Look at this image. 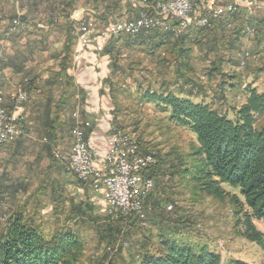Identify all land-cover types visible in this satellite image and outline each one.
Wrapping results in <instances>:
<instances>
[{"label":"rangeland","instance_id":"1","mask_svg":"<svg viewBox=\"0 0 264 264\" xmlns=\"http://www.w3.org/2000/svg\"><path fill=\"white\" fill-rule=\"evenodd\" d=\"M131 1L140 0H120V10H115L113 0H0L1 89L5 91L3 75L6 80H15L17 84L11 85L14 90V105L18 89L25 90V84L36 79V91L32 94L28 92L31 96L28 103L31 102L33 114V119L28 123L29 128L25 130L24 120L20 126L22 136L10 144L0 146V232L4 223L15 212L24 209L25 214L33 215L39 211L37 217L43 218L46 234H50L57 227L70 226L84 240L85 250L80 264H109L108 261L117 259V249L111 250L105 243H99L95 229H103L104 225L110 223L109 215L115 221L122 214L117 211L111 213L101 194L94 192L92 186L78 181L54 157L55 152L61 155L70 154L75 141V125L76 130L83 131L81 127L84 128L88 140L87 132L95 127L91 120H83L81 117L84 105L82 91L73 79L74 86L70 87L65 74L60 72L68 36V27L65 24L68 23L73 31L72 74L74 64L79 59L74 58L78 54V46L75 36L77 24L73 19L76 18L75 15L86 18L88 16L94 22L91 29L92 43L83 50L92 47L97 51L96 46L101 42L104 48L100 53L109 57L105 50L111 47L113 61L110 58L109 61L112 64L118 62V66L110 70V79L105 82L109 92L111 85L114 89L109 94L114 107L111 113V135L114 130L133 135L141 141L142 152L157 155L159 159V163L156 161V165L147 170L148 175L154 178L153 187L143 205L142 213L144 215L146 211V219L143 223L136 222L132 243H143L149 235L157 241L156 238L163 235L160 230L178 228L184 243L205 245L210 252L220 256L221 264H264L261 250L243 236V213H248L247 208L236 218L228 203H219L207 196L194 197L191 188L180 185L178 179L171 176V160L176 158V153L187 154L194 138L190 133L169 123L167 115L159 113L155 106L141 102L138 92L144 91L149 83L155 87L163 83L174 86V92L179 93L180 89L182 94L187 95L190 94V86L184 83L191 82L197 87L194 88L195 97L232 118L233 107H239L245 101L244 91L248 87L259 93L264 91V72L259 73L264 69V43L258 46L251 28L248 29L249 35L239 42L233 41L232 44H227L222 35H218V39L213 42L215 36L206 31L199 43L188 42L192 52L188 64L183 65L179 73L174 62H164V58H172L169 55V44L173 42L156 51L155 56H149L139 44L128 47L137 38L122 36L119 43L113 42L114 38L130 34H117L105 42L99 39L100 32L109 24L118 19L133 20L140 16V9H136ZM172 1L175 0H155L164 4ZM249 1H253L254 5H246ZM204 4L207 8L231 7V10L216 19L204 16L209 19L208 26L192 25L187 30L192 31V34L201 28H211L216 20L239 9L260 16L263 13L264 0H205ZM252 9L257 11L252 13ZM102 15L105 19L101 20ZM162 31L173 33L171 28H163L161 31L139 36ZM173 35L174 38L177 37V34ZM166 39L169 42L174 41L171 36L164 40ZM214 63L221 67V73L215 80L209 81L206 73ZM140 84L143 89H139ZM223 89L224 95L221 94ZM61 101L66 104L62 112H58V119L56 114L60 110L58 107H62ZM6 110L7 115L11 116L12 111L7 108ZM75 114L78 115V121ZM70 120L73 121V127ZM89 121L92 124L86 127L85 124ZM257 126L264 128V117L258 119ZM52 127L56 129L54 134L50 131ZM168 154L172 156L167 158ZM144 158L156 159L151 155H145ZM67 177L75 180L67 182ZM52 186L56 190L60 188V192L54 196L56 200L60 202L68 197L60 209L56 203L54 208L48 196L38 195L40 188L48 187L46 189L51 190ZM224 188L229 193L239 194L238 189L226 185ZM71 201L74 205L83 204L94 210L89 214L91 219L94 217L92 222L78 219L66 223ZM253 223L264 233L262 221L253 220ZM127 253L128 250H125L123 254L127 257L126 262L123 260L119 264H130Z\"/></svg>","mask_w":264,"mask_h":264},{"label":"trees","instance_id":"2","mask_svg":"<svg viewBox=\"0 0 264 264\" xmlns=\"http://www.w3.org/2000/svg\"><path fill=\"white\" fill-rule=\"evenodd\" d=\"M113 2L115 10H120V0H113ZM246 11L239 9L235 13L216 20L211 28H201L194 31V34L189 30L182 36L174 38L173 33L162 31L146 36L121 35L112 41L119 43L122 36L137 38L128 47L139 44L144 47L143 52L149 56H155L156 51L173 42L169 44L171 45L169 55L172 58H164V62L167 64L174 62L181 73L183 65L188 64L187 61L192 52L188 42L199 43L206 31H210L211 36H215L213 42L218 39V35H222L227 44H232L233 41L239 42L247 34L249 35L248 29L251 28L255 41L258 46H261L264 43V7L260 16H254ZM255 11L257 10L252 9L250 12ZM100 19H105V16L102 15ZM65 26L68 27V36L65 53L61 58L60 72L65 74L69 80V86L73 87L74 81L70 73L74 60L73 31L68 23ZM170 36L174 41L164 40ZM105 51L113 61V48L108 47ZM112 61L111 71L113 67L118 66V62L115 61L112 64ZM262 72L264 69H261L259 73ZM220 73L221 67L214 63L206 74L208 80L213 81ZM151 75L152 73L148 75V78ZM147 80L146 78L145 81ZM35 83L36 79L28 81L24 89L32 94L36 91ZM184 85L190 86V94L184 95L180 89L179 93H176L172 90L174 86L163 83L158 87L149 83L146 89H143L140 84L139 89L142 88L144 91L138 90L141 102L155 106L159 113L167 115L169 123L185 130L194 138L187 154L176 153V158L171 160V176L177 178L180 185L191 188L194 197L207 196L219 203H228L236 218L242 214L244 208H247L248 213H243V236L261 250L264 259V233L260 232L253 223V220L264 223V128L257 126L258 119L264 117V91L259 93L256 89L248 87L244 91L245 101L239 107H233L231 118L195 97L194 88L197 87L194 84L187 82ZM113 90L111 85V94ZM221 94H225L224 89ZM61 103L62 107H58L60 110H57L58 115L56 114L58 119L60 116L58 112H62L66 102L61 101ZM22 123L21 120L19 125L21 126ZM50 131L55 133L53 127ZM139 152L144 156H153L159 163L157 155L142 152L141 141H139ZM169 156L172 154H168L167 158ZM146 176L154 179L148 173ZM224 185L238 189L239 194L229 193ZM46 188L48 187L40 188L38 195L48 196L54 208V203L57 204L58 209L63 207L68 197L60 202L54 198L60 192V188L58 190L53 189V186L51 190ZM91 211L94 212L87 205H74L71 201L66 223L78 219L92 222L94 217L93 219L89 217ZM145 214L146 211L144 215L142 212L121 215L115 221L109 215L110 223L104 225L103 229L96 227L95 232L98 234L99 243H105L108 249H117V259L108 261L109 264H119L123 260L126 262L127 257L123 255L125 250H128L130 264H221L220 256L210 252L205 245L184 243L183 238L179 236L178 228L169 231L160 230L163 235L157 237V241L149 235L143 243L136 241L132 243V237L137 228L136 222L143 223L146 219ZM38 215L39 211L29 215L21 209L4 223L0 232V264H80L85 242L78 233L68 226L57 227L50 234H46L47 229H44L43 218H38ZM239 224L238 221L237 225Z\"/></svg>","mask_w":264,"mask_h":264},{"label":"built area","instance_id":"3","mask_svg":"<svg viewBox=\"0 0 264 264\" xmlns=\"http://www.w3.org/2000/svg\"><path fill=\"white\" fill-rule=\"evenodd\" d=\"M131 2L136 9H140V16L133 20L118 19L109 24L102 33L100 32V40L105 42L117 34L141 35L161 31L163 28L175 29L179 37L187 32L189 25L206 27L209 24L208 18L216 19L231 10V7L207 8L205 0H175L166 4L155 0ZM246 5L253 6L254 2H246ZM75 16L73 20L77 24L75 28L77 46L83 50L92 43L91 29L94 22H91L88 16L87 18ZM103 48L104 44L101 42L96 46L97 52H101ZM76 55L75 60L80 57L79 54ZM18 91L14 100L16 111L31 99L26 90ZM74 117L78 121V115L75 114ZM21 120L22 117L15 115V112L11 116L7 115L0 81V146L10 144L22 136L19 125ZM91 124L90 121L87 122L86 127H90ZM73 133L75 141L70 154L61 155L55 152L54 157L78 181L92 183L93 191L103 196V201L111 213L113 211L122 215L141 213L153 187V180L146 176L147 170L156 165V159H144V155L139 152L138 139L122 131H113L104 154L97 152L86 138L85 131L76 130V125Z\"/></svg>","mask_w":264,"mask_h":264},{"label":"crops","instance_id":"4","mask_svg":"<svg viewBox=\"0 0 264 264\" xmlns=\"http://www.w3.org/2000/svg\"><path fill=\"white\" fill-rule=\"evenodd\" d=\"M77 51L80 57L75 62L71 75L83 93L84 105L81 117L83 120H91L95 125L92 131L87 132L88 137L97 152L104 154L108 149V141L111 136L110 124L113 118L111 113L114 111L113 103L109 95L110 92L105 83L110 77L111 60L109 61V57L95 51L92 47L88 50L77 48ZM4 76L5 107L12 111L11 113L14 111L15 115L22 117V122L26 120L24 128L27 131L29 128L28 123L33 119L31 102L16 111L12 101L14 93L12 86L17 83H15L14 79L6 80ZM10 76L12 77L14 75ZM70 122L73 127V121L70 120ZM81 128L84 131V128ZM67 180V182H71V180L75 179L67 177ZM87 185L92 186V183H87Z\"/></svg>","mask_w":264,"mask_h":264},{"label":"bare ground","instance_id":"5","mask_svg":"<svg viewBox=\"0 0 264 264\" xmlns=\"http://www.w3.org/2000/svg\"><path fill=\"white\" fill-rule=\"evenodd\" d=\"M191 26H192V25H189V26L187 27V30H188ZM195 26H198V25H195ZM172 31H173V33L176 34L175 29H172ZM130 35H135V34H130ZM2 80H3V79H2ZM144 159L149 160L150 158H144ZM66 170H67V169H66Z\"/></svg>","mask_w":264,"mask_h":264}]
</instances>
